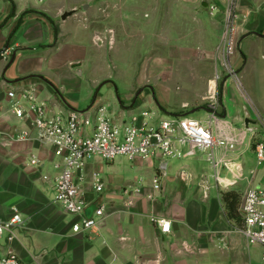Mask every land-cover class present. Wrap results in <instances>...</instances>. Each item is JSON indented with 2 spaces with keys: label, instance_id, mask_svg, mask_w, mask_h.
<instances>
[{
  "label": "crops",
  "instance_id": "obj_1",
  "mask_svg": "<svg viewBox=\"0 0 264 264\" xmlns=\"http://www.w3.org/2000/svg\"><path fill=\"white\" fill-rule=\"evenodd\" d=\"M64 12L59 0H0V50H8L0 59V213L9 218L18 211L23 218L16 239L9 243L2 237L0 243L24 264H263V247L250 245L227 217L222 192L235 190L243 196L249 188L264 189V161H259L254 146L264 136V77L250 83L247 77L264 70V0L236 2L235 36L243 58L237 60L232 51L230 61L239 70L229 77H239L240 83L226 80L221 94L225 112L219 113L220 125L235 138V145L228 152L215 150L217 159L228 161L230 168L217 171L233 185L219 184L212 164L199 153L168 160V175L157 188V162L137 158L132 161L148 168L146 185L140 178L101 196L106 188L101 177L103 191L92 187V174H99L94 158L86 169L84 190L89 206L84 215L92 216L100 206L106 215L93 231L82 233L72 230L81 217L69 215L54 201L58 158L51 147L37 140L15 138L22 130L33 134L35 130L8 111L6 93L7 84L32 86L40 95L45 89L49 97L78 107L66 100L51 77H63L70 69L80 75L88 72L93 34L84 26L83 30L69 29L68 21L76 18V11L63 20ZM241 78L246 80L249 96L242 91ZM120 103L123 109L136 106ZM208 112L199 119L207 120ZM247 118L254 121L250 128L255 133L246 128ZM34 157L38 165L30 162ZM182 169L189 178H180ZM135 186H142L141 194L132 193ZM125 188H129L127 194ZM152 216L170 221L171 231L164 233L151 221Z\"/></svg>",
  "mask_w": 264,
  "mask_h": 264
},
{
  "label": "rangeland",
  "instance_id": "obj_2",
  "mask_svg": "<svg viewBox=\"0 0 264 264\" xmlns=\"http://www.w3.org/2000/svg\"><path fill=\"white\" fill-rule=\"evenodd\" d=\"M59 1L66 11L76 9L69 29L83 30L84 26L93 34L88 72L80 75L70 69L63 77H51L79 111L86 110L97 96L93 107L104 104L114 117L123 114L129 119L150 109L161 115L205 118L211 105L222 112L219 92L226 80L240 83L239 77H229L233 71L238 75V65L234 67L230 57H222L219 51L225 0H218L222 18L210 11L209 0H205L207 7L202 0ZM82 33L85 40V30ZM238 39L235 36L233 50L237 60L243 58ZM247 77L249 83L254 82L255 77H264V70ZM241 80L242 91L249 96L246 80ZM13 86L7 84L6 93ZM40 96L55 99L45 89ZM120 102L136 106L123 109ZM95 159L94 169L106 185L98 195L131 186L140 178L146 185L148 168L127 156H118L114 162Z\"/></svg>",
  "mask_w": 264,
  "mask_h": 264
},
{
  "label": "built area",
  "instance_id": "obj_3",
  "mask_svg": "<svg viewBox=\"0 0 264 264\" xmlns=\"http://www.w3.org/2000/svg\"><path fill=\"white\" fill-rule=\"evenodd\" d=\"M225 1V28L219 51L222 57L228 59L235 47L237 0ZM209 9L212 13L217 12L218 0H209ZM7 55L8 50H0V59ZM232 73V76H236L234 71ZM7 99L8 111L35 130L34 134L30 130H22L15 138L22 141L37 140L51 147L58 158L54 164L58 170L54 201L68 214L81 217L72 226L74 233L93 231L106 215L103 206L97 207L90 217L84 215L89 206L84 190L86 169L95 157L108 162L118 156H127L131 160L154 159L157 162L154 185L158 188L161 179L168 175V160L201 153L206 155L207 161L215 169L216 181L225 186L233 185V182L223 181L217 171L219 167L230 168L228 161L217 159L215 150H232L235 138L229 136L220 125L221 118L215 105L208 109L209 118L205 121L188 115H158L157 111L150 109L125 119L123 114L114 117L104 104L95 107L93 104L79 111L65 101L41 97L32 86L10 87ZM254 146L259 161H264V136L256 139ZM30 162L33 165L39 164L35 157ZM179 175L181 179L189 178V173L184 169ZM92 187L98 193L104 189V183L97 172L92 174ZM128 192L129 188H125L124 193ZM141 192L142 186H135L132 191L135 194ZM239 211L243 219L239 231L250 245L263 247L261 259L264 264V189H247L242 196ZM151 221L164 233L171 231V223L165 218L152 216ZM22 223L23 218L18 211H14L9 218H3L0 213V238L5 237L9 243L14 241ZM0 264L24 263L14 251L0 243Z\"/></svg>",
  "mask_w": 264,
  "mask_h": 264
},
{
  "label": "trees",
  "instance_id": "obj_4",
  "mask_svg": "<svg viewBox=\"0 0 264 264\" xmlns=\"http://www.w3.org/2000/svg\"><path fill=\"white\" fill-rule=\"evenodd\" d=\"M219 93H220L219 99L221 102L222 89L220 90ZM224 112L225 111L222 109V112L220 114L223 115ZM241 199H242V195L238 191L225 190L222 192V200L224 203V208H225L227 217L230 220L234 221L238 227H241L242 220H243L240 214V211H239Z\"/></svg>",
  "mask_w": 264,
  "mask_h": 264
},
{
  "label": "water",
  "instance_id": "obj_5",
  "mask_svg": "<svg viewBox=\"0 0 264 264\" xmlns=\"http://www.w3.org/2000/svg\"><path fill=\"white\" fill-rule=\"evenodd\" d=\"M203 5H204V6H207V3L204 2ZM85 8H86V7H85ZM75 11H76L75 9H74V10H70V11H66V12H64V13L62 14L61 18H62L63 20H65L68 16L73 15V14L75 13ZM78 66H79V64H75V65H73V67H78ZM250 124H254V121H252V120H250L249 118H247V119L245 120V126H246L247 129H250Z\"/></svg>",
  "mask_w": 264,
  "mask_h": 264
}]
</instances>
